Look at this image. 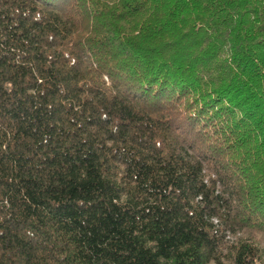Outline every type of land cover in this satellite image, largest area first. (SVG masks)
I'll return each instance as SVG.
<instances>
[{"label": "trees", "instance_id": "16d2710c", "mask_svg": "<svg viewBox=\"0 0 264 264\" xmlns=\"http://www.w3.org/2000/svg\"><path fill=\"white\" fill-rule=\"evenodd\" d=\"M0 264H264V0H0Z\"/></svg>", "mask_w": 264, "mask_h": 264}]
</instances>
